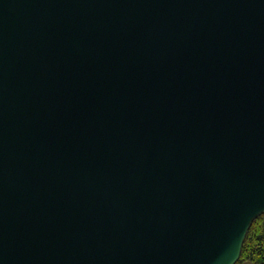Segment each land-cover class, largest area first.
I'll return each mask as SVG.
<instances>
[{
	"label": "water",
	"instance_id": "95a60500",
	"mask_svg": "<svg viewBox=\"0 0 264 264\" xmlns=\"http://www.w3.org/2000/svg\"><path fill=\"white\" fill-rule=\"evenodd\" d=\"M264 224V0H0V264H236Z\"/></svg>",
	"mask_w": 264,
	"mask_h": 264
},
{
	"label": "trees",
	"instance_id": "16d2710c",
	"mask_svg": "<svg viewBox=\"0 0 264 264\" xmlns=\"http://www.w3.org/2000/svg\"><path fill=\"white\" fill-rule=\"evenodd\" d=\"M236 264H264L263 216L255 219L249 228Z\"/></svg>",
	"mask_w": 264,
	"mask_h": 264
}]
</instances>
